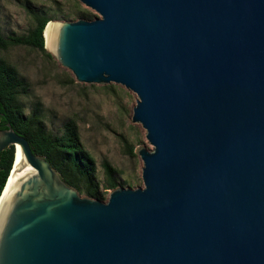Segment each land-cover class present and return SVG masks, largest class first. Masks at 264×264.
Instances as JSON below:
<instances>
[{"label": "water", "instance_id": "95a60500", "mask_svg": "<svg viewBox=\"0 0 264 264\" xmlns=\"http://www.w3.org/2000/svg\"><path fill=\"white\" fill-rule=\"evenodd\" d=\"M79 1L44 48L136 93L144 186L80 196L7 121L0 264H264V0Z\"/></svg>", "mask_w": 264, "mask_h": 264}, {"label": "rangeland", "instance_id": "374dc122", "mask_svg": "<svg viewBox=\"0 0 264 264\" xmlns=\"http://www.w3.org/2000/svg\"><path fill=\"white\" fill-rule=\"evenodd\" d=\"M33 11L52 21L100 16L79 0H0V34H26L34 27ZM2 55L16 67L24 83L19 101L26 115L36 113L44 128L53 134H61L68 120L75 122L82 145L94 158V179L102 191L99 200L107 201L112 190L103 186L104 160L118 171L117 187L144 186L141 158L135 148L143 145L151 150L153 146L143 126L131 119L136 93L114 82H78L48 49L20 44L3 50ZM78 192L89 197L83 190Z\"/></svg>", "mask_w": 264, "mask_h": 264}, {"label": "trees", "instance_id": "16d2710c", "mask_svg": "<svg viewBox=\"0 0 264 264\" xmlns=\"http://www.w3.org/2000/svg\"><path fill=\"white\" fill-rule=\"evenodd\" d=\"M34 27L23 35L0 34V128L9 121L18 133L24 135L37 154L43 155L62 179L78 191L83 190L91 198L102 199V191L94 179V158L84 148L73 120H68L61 134L48 132L36 113L26 115L19 101L24 83L17 69L8 63L2 51L14 45H28L45 51L43 31L51 19L43 13L33 11ZM134 154L133 147L129 148ZM14 146L0 152V194L6 183L14 160ZM105 172V189L117 187L114 168L107 160L102 162Z\"/></svg>", "mask_w": 264, "mask_h": 264}, {"label": "bare ground", "instance_id": "6f19581e", "mask_svg": "<svg viewBox=\"0 0 264 264\" xmlns=\"http://www.w3.org/2000/svg\"><path fill=\"white\" fill-rule=\"evenodd\" d=\"M48 26V25H47ZM47 28V27H46ZM46 28H45V30H46ZM44 39H45V31H44ZM48 49V48H47ZM14 150H15V157H16V152H17V145H15L14 146ZM14 170V169H13ZM13 170H12V172H13ZM12 172L10 173V176H11V174H12ZM10 176H9V178H10ZM9 180V179H8Z\"/></svg>", "mask_w": 264, "mask_h": 264}, {"label": "flooded vegetation", "instance_id": "af4514ba", "mask_svg": "<svg viewBox=\"0 0 264 264\" xmlns=\"http://www.w3.org/2000/svg\"><path fill=\"white\" fill-rule=\"evenodd\" d=\"M1 129V128H0Z\"/></svg>", "mask_w": 264, "mask_h": 264}]
</instances>
